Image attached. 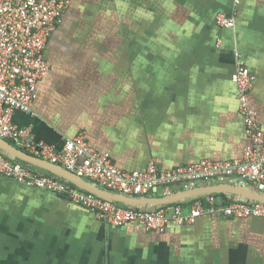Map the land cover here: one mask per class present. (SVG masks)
Masks as SVG:
<instances>
[{"label":"crops","instance_id":"1","mask_svg":"<svg viewBox=\"0 0 264 264\" xmlns=\"http://www.w3.org/2000/svg\"><path fill=\"white\" fill-rule=\"evenodd\" d=\"M82 1L93 6L90 14L80 10ZM74 2L76 13L57 27L45 50L52 71L37 86V116L13 114L16 124L32 126L36 141L60 151L83 134L131 171H144L150 162L173 168L241 159L250 139L233 80L238 62L254 77L249 100L264 132V0ZM220 12L235 25L219 26ZM190 192L199 194L178 202L209 193L252 201L259 193L250 184L209 180L173 187L167 197L158 190L133 198ZM118 204L145 210L165 205ZM0 264H264V218L205 215L195 224H169L165 232L116 227L65 196L0 175Z\"/></svg>","mask_w":264,"mask_h":264},{"label":"built area","instance_id":"2","mask_svg":"<svg viewBox=\"0 0 264 264\" xmlns=\"http://www.w3.org/2000/svg\"><path fill=\"white\" fill-rule=\"evenodd\" d=\"M69 4L70 0H0L1 140L15 143L33 158L60 165L79 178L127 197H141L158 190L167 197L172 195L173 187L191 189L198 182L209 180L250 184L264 195V132L249 100L254 77L242 62H238L233 76L238 89L239 111L250 139L241 159H204L173 168H161L150 162L144 171L124 170L115 165L109 153L90 146L83 134L66 140L64 148L58 151L54 146L36 141L31 125L16 124L13 119L15 111L37 116L33 110L37 85L51 68L45 50ZM216 22L222 27L235 25L234 18L223 12L217 15ZM0 175L65 196L91 210L105 224L116 227L138 224L147 230L165 232L169 224H195L205 215L264 218L263 201H225L213 193L189 202L161 205L154 210L135 209L74 186L60 177L38 174L25 163L14 161L2 152Z\"/></svg>","mask_w":264,"mask_h":264},{"label":"water","instance_id":"3","mask_svg":"<svg viewBox=\"0 0 264 264\" xmlns=\"http://www.w3.org/2000/svg\"><path fill=\"white\" fill-rule=\"evenodd\" d=\"M0 147L4 150H7L8 152L14 154L17 158H19L22 161L38 165L40 167L46 168V169L56 173V174H60V175L64 176L65 178H68L69 180H72L76 184L82 186L84 189L89 190L91 192H94V193H96L100 196L106 197L108 199H111L113 201H116L118 203L119 202L125 203L127 205L128 204H146V203H148V204H154V203L155 204H168V203H175V202H178V201H180L186 197L199 194L198 192H190V193H186L183 195L174 196V197H170V198L162 199V200H141V199H136L133 197H127V196L120 195V194L112 192V191H108L106 189L98 188L97 186H94L92 184H88L82 178H79L78 176L71 174V173H66V172L50 165L47 162L32 158L27 153H25L23 151L16 150L1 140H0ZM209 192H213V191L210 190ZM253 197L255 198L254 200L264 202V195L263 194H260V193L253 194Z\"/></svg>","mask_w":264,"mask_h":264},{"label":"flooded vegetation","instance_id":"4","mask_svg":"<svg viewBox=\"0 0 264 264\" xmlns=\"http://www.w3.org/2000/svg\"><path fill=\"white\" fill-rule=\"evenodd\" d=\"M83 2H84V1H82V2L79 3V8H80V10L85 11L87 14H88V13L90 14V13L94 10L93 6H91V5L89 4V2H88V3H85V2L83 3ZM75 3H76V2H74V0H70V4H69V6H68V8H67V10H66V12H65V14H64V16L62 17L60 24L58 25V29H59L63 24H65V22H67V21L69 20L70 16H72L73 14L76 13V10H75ZM45 58H46V57H45ZM47 60H48V59H47ZM50 63H51V62H50ZM51 71H52V64H51L50 71L47 73V75H46L44 78L48 77L49 74L51 73ZM38 85H39V83H38ZM38 85H37V86H38Z\"/></svg>","mask_w":264,"mask_h":264},{"label":"rangeland","instance_id":"5","mask_svg":"<svg viewBox=\"0 0 264 264\" xmlns=\"http://www.w3.org/2000/svg\"><path fill=\"white\" fill-rule=\"evenodd\" d=\"M172 18H175V17H172Z\"/></svg>","mask_w":264,"mask_h":264},{"label":"trees","instance_id":"6","mask_svg":"<svg viewBox=\"0 0 264 264\" xmlns=\"http://www.w3.org/2000/svg\"><path fill=\"white\" fill-rule=\"evenodd\" d=\"M24 163V162H23ZM120 203V202H119ZM124 205V204H123Z\"/></svg>","mask_w":264,"mask_h":264}]
</instances>
